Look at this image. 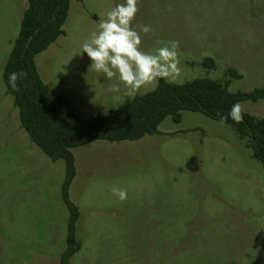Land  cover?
Returning a JSON list of instances; mask_svg holds the SVG:
<instances>
[{
    "label": "rangeland",
    "instance_id": "obj_1",
    "mask_svg": "<svg viewBox=\"0 0 264 264\" xmlns=\"http://www.w3.org/2000/svg\"><path fill=\"white\" fill-rule=\"evenodd\" d=\"M17 1V10L0 8V264H60L70 217L62 198L65 162L29 140L3 80L20 31ZM72 1L66 36L39 54L36 65L52 92L89 105V78L105 76L90 69L81 45L125 0ZM138 8L132 27L153 29L140 33L142 51L179 42L176 84L221 78L245 31L264 29V0H139ZM246 50L249 72L233 81L232 93L254 90L261 82L251 77L264 79V44ZM206 58L218 60L217 71L202 67ZM131 99L115 98L109 110ZM258 105L264 102L242 106L255 115L249 109ZM158 131L72 150L69 193L79 217L69 264H264V168L245 143L229 126L186 111L179 123L167 117ZM114 187L126 189L127 199L119 200Z\"/></svg>",
    "mask_w": 264,
    "mask_h": 264
},
{
    "label": "trees",
    "instance_id": "obj_2",
    "mask_svg": "<svg viewBox=\"0 0 264 264\" xmlns=\"http://www.w3.org/2000/svg\"><path fill=\"white\" fill-rule=\"evenodd\" d=\"M28 3L3 80L8 94L14 98L20 125L29 140L53 161L65 162L62 198L70 217L67 247L60 264H69L75 253V226L79 217L69 193L76 176L73 149L96 141L135 142L154 136L167 117L179 123L184 111L221 122L222 116L228 117L233 104L264 99V87L232 93L230 86L242 76L229 67L219 79L202 77L183 84L160 79L154 91L133 97L110 115H93L71 106L63 96L52 92L36 65V57L65 35L63 27L68 20L71 0H28ZM201 65L207 71L218 70L213 58H206ZM21 71L26 76L17 81L14 90L9 75ZM223 124L236 133L264 168V119L243 112L241 123L229 117Z\"/></svg>",
    "mask_w": 264,
    "mask_h": 264
},
{
    "label": "clouds",
    "instance_id": "obj_3",
    "mask_svg": "<svg viewBox=\"0 0 264 264\" xmlns=\"http://www.w3.org/2000/svg\"><path fill=\"white\" fill-rule=\"evenodd\" d=\"M139 0H125L111 9L106 19H101L98 31H93L90 38L82 45V53H86L91 60L90 69L102 73L110 82L107 85L109 93L121 91L135 97L149 86L155 87L160 79L168 82L175 81L181 74L178 54V41H170V46L156 49L155 53L141 50L142 39L140 33L148 34L153 31L151 26L142 25L138 32L132 27ZM26 76L24 72H13L9 75L11 87L17 89V81ZM117 81V82H112ZM243 106L237 102L232 105L228 117H221L224 123L229 117L236 123L243 121ZM112 193L119 200L127 199L128 193L123 188H113Z\"/></svg>",
    "mask_w": 264,
    "mask_h": 264
},
{
    "label": "crops",
    "instance_id": "obj_4",
    "mask_svg": "<svg viewBox=\"0 0 264 264\" xmlns=\"http://www.w3.org/2000/svg\"><path fill=\"white\" fill-rule=\"evenodd\" d=\"M16 1L17 0H0V8H6L7 7V10H9V9L10 10L11 9L17 10V5L15 3ZM19 1L21 2V6L19 8V14L16 17L18 18L17 22L19 23V26H21V22H22L24 13H25V11L28 8L29 3H28V0H18L17 2H19ZM72 7H73V1L71 0L69 15H70V12L72 10ZM68 18H69V16H68ZM9 19H10V15L7 16V20L8 21H9ZM7 20H6V22H7ZM5 25H10V22H7ZM244 35H245V37L242 38L239 43H237V42L235 43V44L238 45V48L237 47L235 48V53L238 56L234 57L233 66L231 67V68L235 69L242 76V79L245 78V76H247V74L249 72L247 70V68H248L247 66H250L249 64H244L243 60H242L244 58L251 57L250 54L248 55L246 53V51H247L246 50V46L248 45L249 48H251V50H252V46H256L257 44H262V43L264 44V29L263 30L249 29L247 32L245 31ZM64 36H66V33H65ZM64 36H62V37H64ZM253 42H259V43L256 44V43H253ZM226 59L229 60L230 58L227 57ZM214 60L217 63L218 60L216 58ZM89 79H90V81H89V83H87V89L91 92L90 94L92 95V98H93V101L89 105H85V104L84 105H79L75 101L70 103L65 97L64 98L68 101V103L71 106L75 107L74 104H76V105L81 107L80 110L86 111V112L91 113L93 115H101V116L110 115L111 112H112L111 110H109V107L111 105V101L114 100L115 98H119V97H122V96H127L125 94V90L123 89V86L121 85V91L120 92H118V93H109L107 91V85L110 82L106 78H101V76H94V77H91ZM242 79H240V80H242ZM251 80L252 81L261 82L255 89H259V88H263L264 87V79L255 80V79H253L251 77ZM112 82H117V81H112ZM157 86H158V84H157ZM157 86H155V87L149 86L147 89L141 90V92L138 93L137 95H144L146 93L154 91ZM131 98H133V97H131ZM260 102H264V99H262V100H260L258 102H249V103H260ZM244 103H248V102H243V103H241V105H243ZM249 110L251 112L255 113V115H252V116L264 119V106H261V105L252 106ZM246 114H248V113H246ZM249 115H251V114H249Z\"/></svg>",
    "mask_w": 264,
    "mask_h": 264
}]
</instances>
